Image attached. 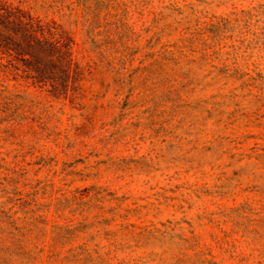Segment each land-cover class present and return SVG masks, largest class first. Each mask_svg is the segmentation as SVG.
Listing matches in <instances>:
<instances>
[{"label":"rangeland","instance_id":"rangeland-1","mask_svg":"<svg viewBox=\"0 0 264 264\" xmlns=\"http://www.w3.org/2000/svg\"><path fill=\"white\" fill-rule=\"evenodd\" d=\"M41 1L84 65L0 102V264H264V0Z\"/></svg>","mask_w":264,"mask_h":264},{"label":"trees","instance_id":"trees-1","mask_svg":"<svg viewBox=\"0 0 264 264\" xmlns=\"http://www.w3.org/2000/svg\"><path fill=\"white\" fill-rule=\"evenodd\" d=\"M44 4L0 0V102L5 107H22L29 89L40 99H64L73 73L84 65L71 34L48 14L35 12Z\"/></svg>","mask_w":264,"mask_h":264}]
</instances>
